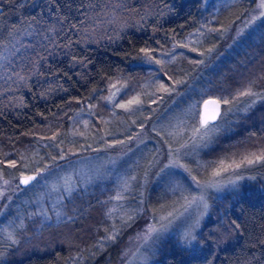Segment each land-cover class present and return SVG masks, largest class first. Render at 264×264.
<instances>
[{"label":"trees","instance_id":"obj_1","mask_svg":"<svg viewBox=\"0 0 264 264\" xmlns=\"http://www.w3.org/2000/svg\"><path fill=\"white\" fill-rule=\"evenodd\" d=\"M224 1L0 0V57L10 58L0 62V179L10 198L0 264H122L127 230L165 224V210L190 213L165 224L184 227L202 209L187 176L158 167L165 151L197 183H234L208 184L193 243L153 236L148 264H264V159L245 161L264 156V13L246 25L255 0ZM117 7L126 23L84 35L87 15ZM217 96L228 102L201 125V102ZM139 136V156L124 159ZM90 158L95 177L58 197L62 221L42 223L47 199L12 202L51 169ZM20 173L37 177L16 188ZM136 199L144 221L127 205Z\"/></svg>","mask_w":264,"mask_h":264},{"label":"rangeland","instance_id":"obj_2","mask_svg":"<svg viewBox=\"0 0 264 264\" xmlns=\"http://www.w3.org/2000/svg\"><path fill=\"white\" fill-rule=\"evenodd\" d=\"M231 1L232 0H225L224 2L227 4H230ZM250 1L251 0H247L248 5L250 4ZM261 4H262V0H255V12L253 15L249 16L246 25H254L255 20L264 13V7H261ZM128 11L129 10H127V12ZM121 12H122L121 9H118L117 7V8H110L104 13L98 12V14L97 13L89 14L84 19L83 29L81 31H85V34H84L85 36H88V35L91 36V31L89 27L93 26L96 30L94 32H97L99 35L100 32H102V29H104L103 26L113 25L114 22H115V26H117V21L120 24L125 22V20L122 18ZM128 15L129 13L126 15L127 17L126 20H130ZM225 41L226 43L229 42L228 39H226ZM21 45H22V42L20 43V45H18V47H14L13 45H11V47L7 49L6 52H10L11 49L17 50L18 48L21 47ZM11 55L13 57L14 53L11 52V54L10 55L8 54L7 57ZM5 56L6 55L3 54V56L0 57V62H3V60L6 59L4 58ZM7 59H10V58H7ZM5 62L6 61H4V63ZM215 98L218 99L221 102V104H226L228 102L225 98H221L218 96ZM164 126L169 127L167 123ZM198 130L199 129H197L196 132ZM146 141H147V136L137 137L131 143L132 144L131 150L130 148L126 150L128 154L124 157V159H127L128 157H130V159L128 160L130 161L133 158H136L137 156H139L138 151L140 147H142V145ZM157 141H158L157 139L156 140L151 139L152 145H159ZM167 153L168 152L165 151L164 156L161 158V161L159 162L160 164H158V167L159 165H161L162 168L163 167H168V168L171 167L172 169L176 168L179 170L178 173H180V175L182 173L188 177L187 179L188 182L191 183L193 186V187H188V189H192V190H189L192 195V202L197 201V203L200 204L199 206L202 209L200 210L201 213L199 212V207H198L195 211L196 216L191 217L190 222H188L184 227H180L177 229H168L167 227L171 225H175V226L182 225L186 221V218L190 215V213L189 215L178 214L174 218L170 219L171 214L167 213V211L165 210V212H160L158 217L159 219H164V223L167 224L168 226L165 224H162L163 225L162 226V225L152 223L149 226H141L138 229L127 230L126 231L127 235L125 237V243H124V244L127 243V247H125L127 255H126V258H124V262L122 264H148L150 261L149 257H150L151 252H155V246L153 247L155 239L161 236L163 237V235L165 236L173 235L174 238H176L177 242L180 244H192L194 240V234L192 233H194L199 219H201L205 214L204 208L206 209L208 208L207 203L204 204L205 198L207 201V196H204L202 194L207 189V185L213 184L209 189H212L215 192H217L218 188H221V187L224 188V187H229V186L231 187L234 183L233 181L228 182L225 178L223 179V177H214L211 180L209 179L210 181L205 182V184L197 183L192 177L188 175L187 171L185 170V166L182 164H177L170 158H167L168 156ZM257 157L254 156L252 158V156H250V157L245 158V161H248L250 159H255ZM113 161H114V157L106 160L107 164L113 163ZM155 163H156V158L152 161V164H155ZM99 166L100 165L97 162H95L93 159L90 158V159L82 160L76 163H71L67 165L66 167H64L65 169H59L58 167H55L51 169L49 173H46L47 177H43V178L40 177L38 183L36 182L38 177L36 178V180L31 185L34 187H32L28 192H26V194L27 193L30 194L28 197L25 196L26 194L25 195L22 193L16 194L13 198H11L12 202L20 201L22 199L21 202L23 204L33 205V204H37L38 202L37 205H39L40 202L41 204H43L42 202H44V200L47 199L44 202V204H47L48 206L43 204V210L41 209V212L40 210L36 212L37 209L35 207V209H33L34 210L33 212H36L42 217L43 219L42 223L44 224L58 223L62 221L60 207H57L56 205L58 197L70 191V189L72 187L74 188L75 184L77 183L80 184L79 186H81V184H86L88 182L89 175L92 176V178L95 177V171L98 170ZM236 168L240 171L242 170V167H236ZM23 174H26V173H20L16 177L15 179L16 188L18 187L17 185L18 177ZM160 175H161V171H157L156 176L158 179L157 180L158 184H160V182L165 181L164 175L163 177H161ZM226 178L228 177L226 176ZM221 179L224 181L222 182ZM65 183L66 185L64 186ZM169 183L170 185L174 186V184H171V182ZM143 184H145L144 179L141 182V185ZM8 186H9L8 180L1 178L0 179V208L4 206L5 202L8 199V193H7ZM184 188H186V186ZM206 191H208V189ZM192 202L189 201V203H192ZM9 203H10V198L7 201L6 209L8 208ZM127 205L130 206V209L133 208V210L135 211L134 213L136 214L139 220L144 221L146 219L148 208L144 204H142V202H140V199L139 200L136 199L135 203L129 202ZM44 206L46 207V210ZM153 236H155L156 238H154ZM187 237H189L188 240H187Z\"/></svg>","mask_w":264,"mask_h":264},{"label":"water","instance_id":"obj_3","mask_svg":"<svg viewBox=\"0 0 264 264\" xmlns=\"http://www.w3.org/2000/svg\"><path fill=\"white\" fill-rule=\"evenodd\" d=\"M2 8L0 7V13ZM215 101V103H211ZM221 112V103L214 97L204 99L199 106V123L206 125L207 123L215 121ZM37 177L36 173H29L21 175L18 179L21 186H27ZM25 178H31L27 183H23Z\"/></svg>","mask_w":264,"mask_h":264},{"label":"snow or ice","instance_id":"obj_4","mask_svg":"<svg viewBox=\"0 0 264 264\" xmlns=\"http://www.w3.org/2000/svg\"><path fill=\"white\" fill-rule=\"evenodd\" d=\"M261 7H264V0H262ZM129 103H132V102L129 101ZM211 103H215V101H213ZM121 107H125V105H121ZM257 159H264V156L257 157ZM248 163H253V161L252 160H248ZM11 164H12V166H14V162H11ZM29 179H31V178H25V180L23 181V183H27Z\"/></svg>","mask_w":264,"mask_h":264}]
</instances>
